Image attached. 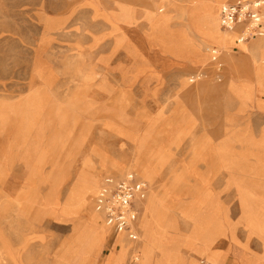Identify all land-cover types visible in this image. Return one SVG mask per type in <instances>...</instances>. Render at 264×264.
Listing matches in <instances>:
<instances>
[{"label":"rangeland","instance_id":"rangeland-1","mask_svg":"<svg viewBox=\"0 0 264 264\" xmlns=\"http://www.w3.org/2000/svg\"><path fill=\"white\" fill-rule=\"evenodd\" d=\"M231 1L0 0V264H69L78 234L96 247L104 229L95 264L113 250L143 264L146 238L178 262L197 255L168 236L202 221L228 264L258 250L241 205L264 208V35L220 28ZM126 175L146 185L136 240L93 207Z\"/></svg>","mask_w":264,"mask_h":264},{"label":"crops","instance_id":"crops-1","mask_svg":"<svg viewBox=\"0 0 264 264\" xmlns=\"http://www.w3.org/2000/svg\"><path fill=\"white\" fill-rule=\"evenodd\" d=\"M220 8L217 7V12L219 14ZM262 37H257L256 45L262 42ZM202 42L205 43L206 45H215L213 42L207 40V39H202ZM244 44L243 42H240ZM255 43L251 46L253 47ZM259 48V47H256ZM264 50V48H263ZM262 50V51H263ZM264 55V53L262 54ZM248 69L251 66L254 61L253 57L248 53ZM260 65H256L255 70H254V76L256 78V81H258L259 77V69ZM249 73V72H248ZM241 208L243 210V220L242 224L245 228L246 232V237L247 239L253 240L255 239L258 242V250L255 252L251 251V253H248L247 251L243 252H238L233 256V261L231 264H264V208H251L248 205H241ZM140 215L138 214L137 221L139 219ZM205 220V219H204ZM136 221V222H137ZM201 232L199 233L198 238H188L186 242L180 243L179 238L177 236H168L169 240L171 241L170 247L173 250H179L180 247H186L189 250H193V253H195L197 256L192 258V259H186L184 258L182 261H175V258L173 260L168 261L167 263L162 260L160 257L156 260L152 258L155 254L151 249H153L156 245L155 243H150L149 241H146V239H140V247L138 246L139 252L142 256V251H145L148 255V260H146V263L144 264H228V261L226 260V252L225 250H222L221 253L216 250H212V246H214L218 241L217 238L220 237L222 234H220V225L218 223H210L208 222L205 226V223L203 221L201 222ZM205 226V228H204ZM108 228V227H107ZM112 232H116L111 228H108ZM135 232H136V224H135ZM105 230V229H104ZM104 230H101L98 235V246L94 247L91 246L90 239L83 238V234H78L79 239L77 243V248L73 255L71 257H68L69 260L67 261L69 264H95L96 259L99 256L100 250L103 247L102 240L99 238V236L102 235ZM118 233V232H117ZM123 234L126 236L125 233H119ZM140 235V234H139ZM136 237V236H135ZM136 240V239H135ZM163 241H158L157 244L160 247V243ZM197 243V244H196ZM188 250V251H189ZM134 251L131 250V253ZM259 255V256H258ZM61 261L66 260L67 258L60 256ZM76 258V260H75ZM113 258V259H112ZM127 256L125 254H117L116 250L111 251L107 257L106 260L103 264H126ZM143 258V257H142ZM72 259V260H71ZM74 259V260H73ZM140 262L142 259H139ZM190 262V263H189ZM129 264V263H128ZM139 264V261H138Z\"/></svg>","mask_w":264,"mask_h":264},{"label":"built area","instance_id":"built-area-1","mask_svg":"<svg viewBox=\"0 0 264 264\" xmlns=\"http://www.w3.org/2000/svg\"><path fill=\"white\" fill-rule=\"evenodd\" d=\"M219 23L223 31H237V43L262 37L264 0H233L224 4ZM145 190V183L132 175L106 177L94 197V210L102 216L105 227L135 240L133 229L139 213L137 203ZM131 263L138 264V261L133 258Z\"/></svg>","mask_w":264,"mask_h":264},{"label":"bare ground","instance_id":"bare-ground-1","mask_svg":"<svg viewBox=\"0 0 264 264\" xmlns=\"http://www.w3.org/2000/svg\"><path fill=\"white\" fill-rule=\"evenodd\" d=\"M216 18L217 17H215L213 15L212 9L209 10L208 14H205L204 23L206 25L207 32H210L212 34H218V30H217V19ZM146 260H148V255L147 254L145 256V259L143 260V264L146 263Z\"/></svg>","mask_w":264,"mask_h":264}]
</instances>
